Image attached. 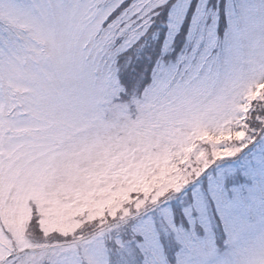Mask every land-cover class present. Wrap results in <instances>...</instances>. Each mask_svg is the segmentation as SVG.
<instances>
[{"label": "snow or ice", "instance_id": "6c2138e0", "mask_svg": "<svg viewBox=\"0 0 264 264\" xmlns=\"http://www.w3.org/2000/svg\"><path fill=\"white\" fill-rule=\"evenodd\" d=\"M253 9L264 13V0H26L9 18L27 19L37 41L14 54L9 20H0V78L28 74L32 112L50 128L82 100L58 68L63 60L98 103L211 95L237 64ZM105 69L115 80L108 94L97 83ZM235 94L244 99L230 106L229 122L179 154L163 178L137 175L85 207L87 229L77 223L49 241L38 228L43 239L30 242L9 222L0 264H264V62Z\"/></svg>", "mask_w": 264, "mask_h": 264}, {"label": "rangeland", "instance_id": "374dc122", "mask_svg": "<svg viewBox=\"0 0 264 264\" xmlns=\"http://www.w3.org/2000/svg\"><path fill=\"white\" fill-rule=\"evenodd\" d=\"M23 2L0 0V20H9L14 54L21 55L29 42L37 41L27 19L14 14L9 18ZM4 35L0 27V47ZM183 40L181 34L177 47ZM262 62L264 13L253 9L237 64L222 70L211 95L150 96L136 103L135 109L115 103V96L109 103H98L99 94L96 101L88 98V81L78 77L79 69L63 60L58 68L82 90V100L50 128L32 112L29 75L0 78V111L8 121L0 125V238L14 221L30 242L43 239L38 228L44 229L49 241L59 239L57 232L77 223L88 228L83 209L94 207L133 177L163 178L179 154L199 148L204 133L229 122L230 106L244 99L235 94L239 81L258 71ZM97 83L103 84V94L115 87L106 69ZM37 219L39 225L30 223ZM7 238L14 239L10 233Z\"/></svg>", "mask_w": 264, "mask_h": 264}, {"label": "trees", "instance_id": "16d2710c", "mask_svg": "<svg viewBox=\"0 0 264 264\" xmlns=\"http://www.w3.org/2000/svg\"><path fill=\"white\" fill-rule=\"evenodd\" d=\"M125 68H126V65H124L123 63H121V65H120V70H121V75H123V72H124V70H125ZM142 99V98H141ZM114 102L115 103H122V102H124V100H122V99H120V98H118V99H116V98H114ZM122 104H125V105H127V106H129L127 103H122ZM135 107V105L133 106V107H131V108H133V109H135L134 108ZM33 221H35V220H33ZM87 229V228H86Z\"/></svg>", "mask_w": 264, "mask_h": 264}]
</instances>
